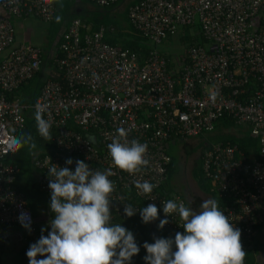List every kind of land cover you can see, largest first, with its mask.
Segmentation results:
<instances>
[{
	"label": "built area",
	"instance_id": "built-area-1",
	"mask_svg": "<svg viewBox=\"0 0 264 264\" xmlns=\"http://www.w3.org/2000/svg\"><path fill=\"white\" fill-rule=\"evenodd\" d=\"M96 1L110 5L117 0ZM56 11L57 0H0V227L21 224L20 215L27 213L30 234L37 231L25 193L15 186L21 166L7 160L19 149L17 131L26 127L29 108L37 112L39 106L56 132L54 148L33 158L50 212L53 177L48 170L74 171L80 160L93 171L112 170L113 218L128 217L124 207L129 204L137 211L133 216L140 214L139 198L146 207L157 206L158 223L168 219L163 229L173 239L184 232L183 221L177 213L166 216L163 203L187 202L177 191L162 190L172 161L167 143L212 131L219 118L229 116L259 137V156L249 158L238 144L218 141L205 148L202 167L224 200L219 208L241 230L246 252L264 222V0L135 1L130 22L154 43L143 56L108 42L104 25L93 29L74 17L61 31L62 55L53 58L61 78H45L36 102H23L16 90L40 71L43 54L35 43L16 42L11 17L33 15L50 23ZM196 23L206 41L190 45L172 69L158 44ZM120 128L128 142L148 145L149 165L134 175L117 168L107 148L113 139L125 142ZM69 158L72 165L65 163ZM145 180L156 186L150 194L135 187Z\"/></svg>",
	"mask_w": 264,
	"mask_h": 264
},
{
	"label": "clouds",
	"instance_id": "clouds-1",
	"mask_svg": "<svg viewBox=\"0 0 264 264\" xmlns=\"http://www.w3.org/2000/svg\"><path fill=\"white\" fill-rule=\"evenodd\" d=\"M57 16L56 21L60 22ZM37 128L42 137L52 139L50 124L43 118L38 106ZM124 138L113 139L107 145L112 163L120 170L134 175L149 165L146 158L148 145L133 139L127 141V131L117 130ZM31 136H22L15 143L30 144ZM67 165L73 160L67 159ZM75 170L69 167H52L48 175L51 190L50 209L54 219L49 221L51 231L42 235L26 252L29 264H129L139 253L132 231L120 223H113L111 194L115 183L109 177L111 169L93 171L83 161H75ZM135 187L143 194H150L154 184L145 180L136 181ZM136 210L125 205L124 213L131 217ZM145 224L158 219L159 210L149 204L140 211ZM166 216L177 213L184 232H177L172 238H154V243L145 242L146 264H244L246 252L241 242V230L219 208L218 201L207 199L201 203L200 211H194L182 201L167 200L163 203ZM19 220L23 227L31 231L30 216L22 213ZM168 219H161L162 229ZM175 246V251L173 247ZM44 257L38 259L37 257Z\"/></svg>",
	"mask_w": 264,
	"mask_h": 264
},
{
	"label": "trees",
	"instance_id": "trees-1",
	"mask_svg": "<svg viewBox=\"0 0 264 264\" xmlns=\"http://www.w3.org/2000/svg\"><path fill=\"white\" fill-rule=\"evenodd\" d=\"M112 5H108L107 7H110ZM63 17H64V14H63ZM63 17H61L60 22H57V21L55 22L54 29H53L55 31L54 32L55 34L61 28V25L64 21ZM74 17H77V15L69 13L67 12V10H65V19L70 20ZM131 26H132V29L135 31V33L141 36L140 39L144 40L145 37L143 36L142 32L139 29L135 28L132 23H131ZM98 27H99L98 25H94L93 29H97ZM182 39H188L189 42L191 43L190 45L195 44L197 42L204 43L206 41L201 31H199L198 34H195V37L193 34H189L188 36H182ZM106 40L110 42L111 44L117 43L114 38H107ZM118 46L121 48H128L130 50H135L139 52L142 56L145 55L149 50V46L143 43L141 44L139 43V41H134V40H125L123 43H120V45ZM158 49L161 52H163L160 48ZM163 53L169 58L168 53H165V52ZM57 55H60V56L62 55V52L59 51V48L57 51ZM53 60L54 59L52 58L49 59L51 65H54ZM170 64L171 66L173 65L171 62ZM52 75H53L52 77L55 79L61 78V74L59 71L57 72V70L54 74L52 73ZM43 83H44V79L40 71L35 76L30 78L29 80L22 82L18 90L21 89L22 96L21 95L20 96L22 97L23 102H28V103L36 102L40 94L41 88L43 86ZM35 117H36V112L32 108H29L26 111V127L24 129L17 131L18 140L22 136L30 135L32 138L30 143H34L35 148H32L30 144H25L23 146L19 145L18 151L7 157V160L9 162L18 163L21 166V173L18 179L15 181V186L19 190L24 191L27 204L31 208L34 216L38 213L39 205H45V206L48 205L49 198L47 197L46 193H44L43 191L39 189L38 170L34 165L33 158L35 154H38V153L42 154L45 151H50L54 148L55 143H54L53 135L56 133L55 129H50V134H51L52 139H45L44 137H42L38 131L37 122H36ZM235 125H236L235 121L231 117L224 116V117L219 118L216 121L215 129L229 128ZM216 137L218 138V140L215 142L221 141L224 143L238 144L245 151V153L248 155L249 158H254V157L259 156V143H260L259 137L251 134L250 132H246L242 135H236L234 133H228V132H219L217 133ZM204 141L205 140H203L199 144L202 151H201V154L196 158L193 164L192 173H193L195 180L197 181L199 188L202 191L210 192L215 197V200L218 201V204H220L224 200H222V198L218 196L216 192H214L212 181L209 177L205 175V172L202 167L203 152L205 148H207L208 146H211L214 142H209L208 140H206L207 142L206 144ZM187 151L190 153L192 152V149L189 148L187 149ZM168 152L172 156V161L169 166L167 180L164 182L162 186V190L168 193H171L174 191L179 192L178 190L175 189V185L172 183V176L174 172L173 166H174L175 158H174V155L169 150ZM138 201L141 202L142 208L146 207L144 201H141V199L139 198H138ZM50 215L51 217H54L53 212H51ZM113 223H120L126 229L132 231L135 237L136 243L138 247L140 248L139 253L132 257L129 264H146L144 257L147 255V252H146V249L143 247V244L145 242L154 243V238H172L173 239V237L168 232H166L163 228L160 229L158 227L159 225L158 222L153 221L147 224L142 222L140 214H137L136 216H133L130 218L123 217V216H116L113 218ZM35 225L37 229L35 235L30 234L28 229L23 228L24 233L26 235V241L21 247L20 252H19V264H26V262L29 260L26 255V252L29 249L30 245L35 243L36 240L40 238V236L42 235V231H41L42 228L45 229V231L43 232V235L45 236L48 234L49 231H51L49 226H46L42 224L41 222H35ZM260 225H258L259 229H260ZM259 244H261V242L257 239V236L256 237L254 236L249 246V249L246 251V257H245L244 264H264L263 262L259 261L256 258L258 250L261 248ZM173 250L175 251V246L173 247ZM37 258H43V257L38 256Z\"/></svg>",
	"mask_w": 264,
	"mask_h": 264
},
{
	"label": "crops",
	"instance_id": "crops-1",
	"mask_svg": "<svg viewBox=\"0 0 264 264\" xmlns=\"http://www.w3.org/2000/svg\"><path fill=\"white\" fill-rule=\"evenodd\" d=\"M135 1H138V0H117L115 3H113V5L110 4L112 6L107 7L108 5H101L96 0H57V11H56L55 19L50 23L45 22V24L47 23L45 26L31 24L33 15L22 16V17H19V16L11 17L12 21L15 23V26H16V42L34 43L33 41L34 37L35 35H38L42 41L39 43L35 42V44L41 46L42 54H43L40 73L43 76V79L47 77H52L53 76L52 73L54 74L57 68L54 65H51L49 59L51 58L53 59L54 56L57 54L61 31L63 29L64 24L68 21V19H65V10H67V12L69 13L76 14L77 16L81 18L82 17L86 18L88 16L85 21L90 24L91 28H93L94 25H98L99 27L101 25H104L106 27V30H105L106 39L114 38L117 42L116 44L120 45V43H123L125 40H128L129 36L132 33L130 30V28L132 29V26H131V22L129 18V7ZM63 14H64V17H63ZM57 16L63 17L64 21L59 31L56 32L55 34L54 33L55 31L53 30L52 32L49 25L50 24L55 25ZM199 30L200 28L196 31V33H199ZM184 34L185 32L183 31L175 35H170L169 37L163 39L158 44V48H160L163 52L167 53L165 49L166 47L165 41L167 39L173 38L174 36L182 37L184 36ZM46 46H49L48 51L44 49L46 48ZM183 54L184 53H182V51L171 53V55L169 56V59H170V62L173 64L171 66L172 69L177 68L178 64L182 61ZM243 132L241 134H236V135H242L244 134ZM228 133H231V132H228ZM177 140H178L177 138H172L171 140H169L167 143L168 144L167 148L170 146V143L172 141L176 142ZM204 142L207 143L206 140ZM191 149H194V148H191ZM191 173H192V170H191ZM192 176H193V173H192ZM174 185H175V189L178 190L179 193H181L186 199V195L178 189L179 187L176 184ZM213 190L219 196V193L216 191L214 185H213ZM205 193L210 195L211 199H215V197L210 192H205ZM197 199L198 197L196 195H193L191 198H189V200L186 199V202H187V206L192 207L194 211L198 212L200 211V206L203 201L199 203ZM48 206H49V201H48L47 206L39 205L38 213L34 216L35 222H41L42 224L48 226L47 223H44V221L45 222L48 221L46 220V218H49V216H51L50 215L51 212L49 211ZM23 228L25 227H23L21 224H11V225L3 224L0 227V264H4L5 256L6 254L11 253L10 250L15 251L19 255L20 249L26 241V235L24 233ZM49 228L51 229V227ZM261 230L264 232V223L260 225V229L258 228L256 232L255 237L257 236V239L262 233ZM259 241L261 242L262 245H261V248L258 250L256 258L260 261L259 257H262V256L264 257V235L262 236V239Z\"/></svg>",
	"mask_w": 264,
	"mask_h": 264
},
{
	"label": "rangeland",
	"instance_id": "rangeland-1",
	"mask_svg": "<svg viewBox=\"0 0 264 264\" xmlns=\"http://www.w3.org/2000/svg\"><path fill=\"white\" fill-rule=\"evenodd\" d=\"M88 17V16H87ZM84 18L85 20L87 19ZM33 19L31 20V24H37L40 26H45V21H43L40 18L32 17ZM91 18V17H90ZM92 19V18H91ZM50 29L53 32L54 25L50 24ZM199 29V24L197 23L194 26L188 27L186 29V32L184 36H188L189 34H193L195 37L196 31ZM131 30V35L129 36L128 40H134V41H139V43L146 44L147 46L153 45L154 43L147 37L144 38V40L140 39V35L136 34L134 30ZM200 35V34H199ZM201 36V35H200ZM42 37V36H40ZM44 39V37H43ZM34 43H39L41 42V38H39L38 35H35L34 37ZM165 49L169 56L171 55L172 52H181L185 53L190 46V42L188 39H182L180 36H174L173 38L167 39L165 41ZM43 47V46H42ZM47 51L49 50V46H46ZM1 59V56H0ZM16 94L20 97L22 100V93L21 89L16 90ZM21 95V96H20ZM23 101V100H22ZM244 131V132H243ZM219 132H231L235 134H241L249 132L248 130H245L244 128L240 126H232L229 128H223V129H215L212 131H204L201 134L197 136H189L186 138H179L176 142H171L170 146L167 148L173 155H174V172L172 176V183L176 184L179 188L180 191H182L186 195V199L189 200L193 195H196L198 197V202L205 201L207 199H211L210 195L206 194L203 192L197 185L195 179L192 176L191 170L193 167V164L196 160V158L201 154L202 149L198 145L201 141L203 140H208L209 142H215L218 140L216 137L217 133ZM27 146V145H26ZM192 149V152H188L187 149ZM54 219V217L49 216V218H46L48 220L47 222L44 221V223H47L48 226L50 227L49 221ZM154 222H157L155 220ZM262 231V230H261ZM264 232L262 231L261 235L259 236V240L262 239V236ZM261 246V244H259ZM11 253L6 254L5 259H4V264H19V255L15 252L10 250ZM262 254V253H261ZM263 255V254H262ZM260 261L264 262V257H259Z\"/></svg>",
	"mask_w": 264,
	"mask_h": 264
},
{
	"label": "water",
	"instance_id": "water-1",
	"mask_svg": "<svg viewBox=\"0 0 264 264\" xmlns=\"http://www.w3.org/2000/svg\"><path fill=\"white\" fill-rule=\"evenodd\" d=\"M44 258V257H43ZM38 259H42V258H38ZM26 264H29V260L26 262Z\"/></svg>",
	"mask_w": 264,
	"mask_h": 264
}]
</instances>
